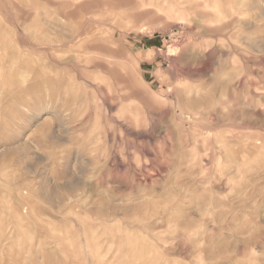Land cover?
<instances>
[{
    "label": "rangeland",
    "instance_id": "1",
    "mask_svg": "<svg viewBox=\"0 0 264 264\" xmlns=\"http://www.w3.org/2000/svg\"><path fill=\"white\" fill-rule=\"evenodd\" d=\"M264 264V0H0V264Z\"/></svg>",
    "mask_w": 264,
    "mask_h": 264
},
{
    "label": "bare ground",
    "instance_id": "2",
    "mask_svg": "<svg viewBox=\"0 0 264 264\" xmlns=\"http://www.w3.org/2000/svg\"><path fill=\"white\" fill-rule=\"evenodd\" d=\"M101 264V263H100ZM103 264V263H102Z\"/></svg>",
    "mask_w": 264,
    "mask_h": 264
}]
</instances>
